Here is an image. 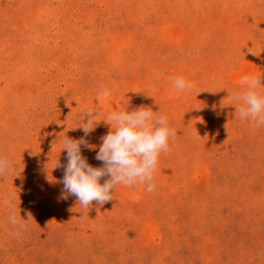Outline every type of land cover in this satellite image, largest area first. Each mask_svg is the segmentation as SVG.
Instances as JSON below:
<instances>
[{"label":"rangeland","instance_id":"rangeland-1","mask_svg":"<svg viewBox=\"0 0 264 264\" xmlns=\"http://www.w3.org/2000/svg\"><path fill=\"white\" fill-rule=\"evenodd\" d=\"M245 76L264 90V0H0V264H264V126L229 96ZM140 107L175 129L155 189L64 194L60 138ZM110 130L84 137L93 167Z\"/></svg>","mask_w":264,"mask_h":264},{"label":"clouds","instance_id":"clouds-1","mask_svg":"<svg viewBox=\"0 0 264 264\" xmlns=\"http://www.w3.org/2000/svg\"><path fill=\"white\" fill-rule=\"evenodd\" d=\"M244 89L237 93L230 91L236 106V115L241 120H249L256 127L264 126V90H260L261 77L245 76L242 78ZM177 91L192 89L193 85L184 77L172 80ZM89 119L79 123L84 137L95 130L97 123L104 120L111 130L101 138L102 143L96 153V159L103 162V167H93L82 155L81 146L95 149L82 137L72 140L67 136L62 139L61 150L67 151V165L63 176V192L77 198L80 205L88 207L93 201L103 204L113 199L118 185H146L151 192L156 185L153 182L159 157L169 150V139L175 135V129L169 127L167 115H160L151 108L140 107L134 111H114L103 119H98V109H88L85 112ZM78 127V126H77ZM74 128V127H73ZM57 163L56 166L57 167ZM54 167V168H55ZM53 168V169H54ZM11 170L9 161L0 156V175ZM110 179L101 183V178ZM49 181L52 180L48 176ZM62 198H66L63 195ZM21 216V215H20ZM16 224L17 217H10ZM31 218H22L21 226Z\"/></svg>","mask_w":264,"mask_h":264}]
</instances>
